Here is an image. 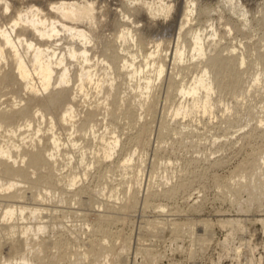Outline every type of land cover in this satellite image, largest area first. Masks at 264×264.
Here are the masks:
<instances>
[{
    "label": "bare ground",
    "instance_id": "bare-ground-1",
    "mask_svg": "<svg viewBox=\"0 0 264 264\" xmlns=\"http://www.w3.org/2000/svg\"><path fill=\"white\" fill-rule=\"evenodd\" d=\"M136 1L116 4L118 15L106 8V2L102 6L101 0H0V264H126L129 235H111L109 227L125 223L122 213L137 207L141 191L138 175L144 160L140 157L133 162L135 152L131 150L143 151L148 146L163 77L168 78L156 138L159 144L168 136L180 134L167 120L169 116L186 118L193 111L210 115L227 97L240 104L247 124L255 121L254 130L264 128V99H259L264 93L260 90L264 89V79L260 78L264 76V7L252 30L259 39L252 42L244 37L246 42L238 49L226 42L234 30L250 27L247 12L238 4L228 2L238 27L228 22L219 32L213 23L201 25L193 17L198 0H184L172 37L167 35L172 23L160 25L151 17L170 12L176 0L159 10L148 3H142L140 9L130 7ZM202 11L199 9L197 16ZM193 23H197L194 29ZM148 45L150 50L144 53ZM253 64L260 70L244 87ZM215 92L218 98L213 100ZM231 104L225 105L226 114L220 121L232 113L237 115ZM257 107L259 113L253 114ZM141 116L148 121L139 123ZM196 121L203 126L209 123L200 118ZM125 128L136 131L127 142L128 149L121 146L117 135V129ZM180 136L170 139L173 150L181 148L186 138L190 140L189 150L202 153L201 140L192 130ZM161 148L157 147L154 157ZM123 150L122 160L110 162ZM255 153L264 154V150H253L248 161L251 166L236 168L228 183L216 180L218 188L232 189L235 197L245 193L251 200L258 184L263 183L260 195L264 196V158H254ZM93 168L104 173L111 169L121 177L128 168L135 171L124 182L125 191L119 198L114 187L109 193L108 198L121 200L120 204L106 205L103 214L84 216L83 221L98 238L83 245L77 233L69 229L54 240L42 238L64 216L56 210L46 216L48 210L38 205L55 195L59 201L68 198L76 204L91 205L100 189L76 186L89 178ZM158 170L153 166L149 174L144 212L156 197L151 179ZM256 173L259 175L253 178ZM185 174L188 168L183 167L179 178ZM234 178L238 180L233 182ZM185 188L182 179L163 195L171 197ZM202 223L206 231L209 224ZM163 226V221L155 219L147 221L145 229L156 237ZM169 226L172 233H180L185 227L176 223ZM145 253L150 256L151 252Z\"/></svg>",
    "mask_w": 264,
    "mask_h": 264
},
{
    "label": "rangeland",
    "instance_id": "rangeland-1",
    "mask_svg": "<svg viewBox=\"0 0 264 264\" xmlns=\"http://www.w3.org/2000/svg\"><path fill=\"white\" fill-rule=\"evenodd\" d=\"M26 1L24 0V3ZM125 1L101 0V3L104 6L103 2H106V8L115 11L119 15L120 9L115 10L116 4ZM230 1L233 4H238L247 12L246 16L250 23L248 30H240V32L234 30L229 37H226V42L229 41L238 49H241V45L246 42L244 37L250 38L252 42H257L259 39V36L252 30L256 28L258 12L264 7V0H198V9H196L193 17L199 19L201 25L205 22L213 23L219 32L226 29L222 25L228 22L235 23L233 26L237 28L239 21L228 9V2ZM142 3L151 4L153 9L159 10L162 7L170 6L171 0H137L130 7L140 9ZM183 3L184 0H176L171 6L170 12L157 13L155 17H151L153 23L160 25L172 23V28L167 32L168 36L174 37L177 31ZM199 9L203 11L200 16H197ZM219 19L221 20L219 21ZM107 25L108 20L102 23L104 30L108 27ZM195 25L197 23H193L194 27L191 28H196ZM107 35L105 34V36ZM150 47L151 45H148L142 51L145 53L150 50ZM166 62L168 64L167 60ZM259 70L260 68L253 64L251 70L253 73H250L251 76L245 79L244 87L248 83L250 84L252 75ZM167 78V76L163 77L160 82L159 99L157 98L155 115L151 123L148 146L143 151L131 150V152H135L133 162L138 161L140 157H143L144 160L142 172L138 175L141 191L139 192L137 207L134 211L122 213V218L126 220L125 223L119 222L109 227L111 235L118 232L129 235L130 245L126 264H264V196L260 195L263 183L258 184L257 192L251 200L247 198L245 193L235 197L232 195V189L222 191L216 184V180L223 184L228 183L233 177L232 172L236 168L251 166L248 161L253 150H264V128L254 130L255 121L247 124V119L241 112L240 104L227 97L223 99L221 104L217 105V108L210 115L202 116L193 111V115L186 118L181 115L176 119L170 116L167 118L175 125L174 128L178 133L184 135L188 130L193 131L195 138L201 140V154H194L189 150L190 140L186 138H184L181 148L173 150L169 146L170 139H177L181 137L180 134L174 137L173 135L168 136L164 144H159L156 138L164 105ZM260 78L264 79V76ZM260 90L263 91L264 89L261 88ZM261 97L259 98L260 101L264 99V93ZM212 98L213 100L218 98L216 92ZM226 104L235 107L234 114L237 112V115L232 113L225 121H220L219 119L226 114ZM258 110L257 107L252 110V113L258 114ZM171 111L170 109L169 114ZM236 116L242 117L237 119ZM198 118L202 119V122L207 121L209 123L203 126L196 121ZM138 120L139 123L148 121L144 116H141ZM122 123L123 120L119 125H122ZM184 126L188 129H182ZM130 129H117L121 146H126L130 137L135 135L136 131H129ZM195 140L193 139V141ZM160 146L162 148L157 153L158 157H154V152ZM126 149H128V145ZM124 155V150L123 152L120 151L118 155H114L110 162L116 164L117 161L122 160ZM259 156L264 158L263 153L257 154L254 158ZM217 162L219 165L214 166L213 163ZM153 166L159 168L157 174L151 179L155 184L151 191L156 194V197L150 201L149 208L144 212L142 210L143 197ZM183 167L188 168V174L182 175L183 178H179L178 173ZM100 169H90L89 178L76 186H84L89 190L100 189L99 195L94 197V202L91 205L76 204L68 198L59 201L57 195L54 196L53 200L38 205L48 210L46 213L44 212V215L47 213L49 215L51 212L53 214V211L56 210L64 216L59 225L53 229H48L42 238L54 240L64 230H66L64 233H68V229L77 233L78 241L83 245L88 244L95 237L98 238L94 230L88 227V223L83 221L84 216L103 214L106 212V205L111 203L120 204L121 200L108 198L109 193L114 187L119 198L125 191L124 182L128 181L131 174L135 172H131V168H128L126 174L121 177L119 173H115L111 169L108 170V174ZM261 169H264V165ZM258 175L259 173H256L253 178ZM102 177L104 178L101 179ZM182 179L185 180L186 188L177 191L171 197H164L163 192L166 189L176 187ZM237 180L234 178L233 182ZM30 200H27L29 204H35ZM3 202L5 201L3 200ZM49 211L51 212L49 213ZM155 219H159L163 221V224H166V227L163 226L162 231L156 237L145 229L147 221ZM203 221L209 224L206 231L203 229ZM175 223L185 226L180 233H172L169 224ZM188 231H191V234ZM109 244L110 242L105 243V245ZM145 250L151 252L150 256L145 253Z\"/></svg>",
    "mask_w": 264,
    "mask_h": 264
}]
</instances>
